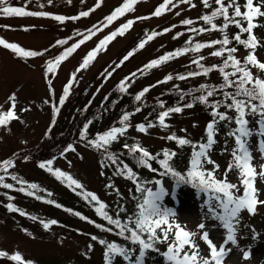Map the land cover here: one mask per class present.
I'll return each instance as SVG.
<instances>
[{"label": "rangeland", "instance_id": "1", "mask_svg": "<svg viewBox=\"0 0 264 264\" xmlns=\"http://www.w3.org/2000/svg\"><path fill=\"white\" fill-rule=\"evenodd\" d=\"M164 0H137L133 8L118 20L108 23L106 16L110 10L118 5H122L127 0H7L6 6L25 7L27 11L43 12V16H4L0 15V38L9 43H14L22 47L25 51L38 52L40 55L24 57L14 53L11 49L0 45V116H6L8 111H13L14 117L9 119L4 125H0V177L3 180L17 185L22 183L36 184V189H30L32 195L58 197V200L66 203L75 193H94L99 201L109 203L115 212L123 209V205L116 202L123 200L127 205L124 215L129 214V228L134 227L139 208L136 194H131L130 185L119 178L105 176L97 167L93 152L76 146L75 150L65 157L55 160L52 163L54 168L71 175L83 188H73L57 184L49 179L34 163L21 162L11 159V156L18 150L28 148L37 143L45 135L50 122L53 119L55 107L58 106L59 96L64 84L73 75L77 74V82L68 99L60 105L61 113L66 106L78 104V93L88 89L89 94L103 83L105 89L110 83L119 79L124 74L140 69L142 65H149L156 60L164 50L170 45V35L172 25L180 24L185 19H190L199 10H208L215 4V0L209 2V7H205L202 0H190L182 3L181 0H173L168 4L165 12L160 16L152 14L157 5ZM260 2V0H255ZM175 5V6H173ZM192 5H195L193 7ZM92 9L89 17H79L81 12ZM264 10V7H262ZM56 16H63V21L55 19ZM71 17H79L71 19ZM129 20L134 23L124 31L123 35H117L103 48L99 49L93 60L83 68L81 72L78 66L84 57L101 40L116 32ZM259 27L253 29V34L258 36L261 43V51L264 48V17L255 21ZM99 29V30H97ZM162 34L147 41V36L162 31ZM168 35V37H166ZM85 36L90 38L84 40ZM166 37V38H165ZM199 36L197 35L196 39ZM58 40L66 43L57 44ZM84 40L83 43H79ZM145 42L141 48V42ZM78 43L73 54L66 60L56 65L52 72H48L49 62L54 63L55 55L73 43ZM131 53V55H129ZM244 51L238 52V57H243ZM128 59H124L125 57ZM264 63V53H259ZM187 59L186 56H173L171 59L149 68L148 76L140 77L137 85L151 83L159 86L170 84V80H162L164 76L170 75L171 69L182 66ZM114 75L112 76V74ZM107 76V79L105 80ZM161 77V78H160ZM157 81V79H159ZM73 93L75 96H72ZM15 96L13 102L11 97ZM15 103V108H13ZM70 117V116H69ZM58 120V117H57ZM195 120L190 116L173 119L172 124L165 129H149L147 132H140L135 129L130 130L126 136L118 138L120 142L139 144L144 149L171 146L167 139L170 135L187 136L195 130L196 135L200 133L202 125L193 126ZM195 125V124H194ZM257 125L254 127V131ZM219 139L220 137L216 135ZM259 135L249 139L251 145L252 160L251 165L260 171L264 165V154L259 151ZM236 147L232 140L227 145L212 147L209 150L210 157L219 168L215 175L218 179L224 177L225 169L233 161L232 150ZM4 161H12V165L7 169L3 167ZM191 156L186 166L185 175L190 169ZM214 165L206 164V169H213ZM15 176L16 179L12 177ZM227 179L237 185L240 184L237 171L228 174ZM160 180L165 190L169 193L176 192L175 196L167 195L162 204L171 209L174 217H170V222L179 223L190 232L198 233L196 243L199 245L200 255L207 256L209 249L205 242L199 239L201 232L198 229L200 223L206 224L210 238L219 247L226 236V230L218 226V222L206 219L207 208L204 204L207 199L205 193L199 192L189 184H181L176 187V182L158 176L154 181L148 182L144 187H150L154 191L160 187L155 181ZM258 189V199L264 200V179L259 176L254 181ZM16 195L14 206L30 215L31 219L8 217L3 206L0 204V251H5L10 255L19 252L23 261H32L33 264H104L108 261L105 258L106 245L99 243L104 239L110 243L122 240L116 234L99 235L94 241L91 239V226L86 220L81 219L85 214L91 216L92 222L95 219H103L98 214H93L92 210H82L75 207L79 217L70 219L67 214L56 211L38 202H29L20 198V193L14 191ZM243 193L240 188L238 194ZM106 211V210H105ZM35 217V219H33ZM58 221L51 224L49 230L41 228L39 221ZM253 233L257 234L253 239ZM159 234V230H158ZM147 234H144L146 239ZM238 245H227L232 251L224 258L223 264H264V205H257L255 215L247 211L242 212L240 224L237 232ZM171 242V241H169ZM91 245V248H89ZM157 247L160 252L147 250L144 264H172L164 256L167 250L166 243H159ZM251 250V259L244 260L242 250ZM186 251H191L185 248ZM139 254V253H138ZM138 256V255H137ZM135 260V258H134ZM132 259V261H134ZM0 264H18L8 257H0ZM111 264H124L117 256Z\"/></svg>", "mask_w": 264, "mask_h": 264}, {"label": "snow or ice", "instance_id": "2", "mask_svg": "<svg viewBox=\"0 0 264 264\" xmlns=\"http://www.w3.org/2000/svg\"><path fill=\"white\" fill-rule=\"evenodd\" d=\"M172 0H165V4L160 5L154 15L160 16L161 9L165 8L166 4L171 3ZM182 3L190 2V0H181ZM51 3V0H49ZM136 3V0H130L123 4L122 7L117 8L111 15L106 17L108 23H111L119 15H123L125 12L129 11L131 4ZM202 3L205 7H209V0H202ZM217 7L211 12V15H203L202 19L206 24L210 25L211 30H220L223 32L229 27V24H235L239 28V33L236 34L233 39L239 44L244 45L245 47L250 48L249 55L245 57L243 65L241 66V61L238 60L233 53L237 51L236 48H221L220 50L214 51L211 53L213 56L221 57L227 51V59L224 60L223 66L219 67V71L223 74L224 84L220 86L219 89L213 88L208 90L206 85H201L200 88L204 94L196 97L195 99L203 104L209 105L211 108V115L213 119L207 124V138L206 143L194 144L191 140L187 138L177 137L174 134L167 137L169 140L176 141L180 146L191 145L192 154L190 161V169L187 172V175H182L179 171H176L171 163L173 158L176 156V152H170L167 149L163 150V158H159L160 154L153 155L148 150L141 147L139 144L129 147L125 145V148H129L130 152L135 155L139 153L138 163L148 168L152 172H157L158 169L152 167L150 161H157L163 171L160 173L162 176H171L176 181V187L179 188L181 184H191L193 188H196L199 192L205 193L207 199L204 204L207 208L206 219L218 222V226L226 230V236L223 243L217 247V245L210 238L209 231L206 229L205 223H200L197 227L201 230L199 234V239L205 242L209 252L207 256L200 255L199 245L196 243V238L198 233L190 232L186 227L182 226L179 223L170 222V217H174L175 213L166 207L163 206L162 201L167 195L175 196L176 192H167L164 186L161 184L160 180H156L155 184L160 185L155 191L150 187H144L137 181V192L143 194V200L138 204L139 212L137 218L134 221V227L129 228L127 224H122L119 219H114L108 214L106 205L103 202H100L98 197L91 192L84 193L85 199L90 198V202H96L98 206L96 207V213L103 217L109 224L114 225L119 229L118 235L124 236L126 240H130L133 244L138 246V256L135 260L132 261V264H144L147 250H152L157 253L160 252V249L157 247L159 243H166L167 250L163 252V256L172 264H223L224 258L232 251L227 245H238L237 232L240 224V217L242 212L247 211L251 215H255L257 205H264V200L258 199V189L254 185V181L257 176L264 179V165H261L260 171L257 172L256 169L251 165L252 153L251 145L249 139L259 135L261 140L259 142V151L264 154V78L256 77L253 75L251 69L248 65L258 67L264 72V63H261L257 60V57L254 53V49L258 46V40L253 34V29L259 27L255 21L264 17V0L260 2H255V0H244L243 8L244 11H241V5L238 3V0H215ZM7 0H0V15L4 16H43L47 13L43 12H32L27 11L25 7H14L6 6ZM175 6V5H173ZM195 7V5H192ZM232 10L231 14L229 10ZM89 12H81L80 16H88ZM217 17H222L224 20L223 25L219 26L213 23V20ZM79 17H71V19H78ZM56 20L63 21L65 17L56 16ZM134 21L129 20L127 23L121 26L116 32L111 33L109 36L105 37L100 41L97 49H94L88 54V57L85 58L81 67H86L89 60L92 59L97 51L103 48L108 42L114 39L117 35H123L124 31L130 28ZM184 25H192L194 23L191 19H185L181 22ZM247 24L245 27L244 24ZM99 30V29H97ZM209 29L200 28V29H191V31L204 32ZM167 31V29L165 30ZM248 33V38L242 39L241 34ZM155 35V33L153 34ZM180 35V34H178ZM89 36H85L84 40L89 39ZM152 36H149L148 39H152ZM84 40H81L79 43H83ZM59 44L66 43L63 40H58L56 42ZM145 42H141L139 47H143ZM230 40L227 35H224L222 40H214L208 44L196 43L193 51H199L202 48L210 47L213 45H229ZM0 45L4 48L11 49L14 53L29 57L40 55L38 52L25 51L22 47L17 44L9 43L4 39L0 38ZM79 47V44L72 45L71 48H68L64 55L57 58L55 64L49 62L48 72H52L54 67L60 63L69 53L74 51L75 48ZM189 49L184 48L178 50L175 53H169L158 60H153L150 62L147 67H155L160 63L165 62L168 59H171L173 56H178L183 52H187ZM131 55V53H129ZM124 59H128L126 56ZM203 57H200L202 60ZM193 63L198 64L203 68V74L211 72L216 65L212 67H204L200 64L199 60L193 61ZM231 66L234 71L229 73L225 72V68ZM200 75L198 72H190L187 76H196ZM230 76H235L236 79H229ZM180 80H184L187 77L185 75H180L178 77ZM166 80H171L173 77L171 75L165 78ZM235 88L233 93H224L225 103L221 105L219 100L209 101L210 97H213L216 91H223L224 88ZM70 85L65 88L64 96L66 97L69 92ZM121 91H125L123 87V82L120 87ZM148 88H145L138 95L135 96L136 101H141L144 94L148 91ZM243 97V98H240ZM10 99L15 101V96ZM64 97L61 98L60 103H63ZM231 101L228 103L227 101ZM161 107H163V102L161 101ZM226 107L227 109L235 113L234 116L227 115L226 112H220L217 109L219 107ZM192 108V103H187L183 107H174L168 110L162 111L159 113L158 122L160 126L167 127L165 121L170 113H179L183 111V108ZM13 108H15V103H13ZM58 111V109H57ZM136 111H140L139 108ZM14 117L13 111H8L6 116H0V125H4L8 122L9 119ZM251 117H255V123L257 129L254 131L251 127L252 120ZM129 120V114H124L121 120L123 127H113L110 130L104 132L103 134L98 135L97 139L88 141L89 144L96 148H103L107 145H110L112 142L118 139V135H122L127 129V122ZM219 121H228L234 123L236 127L229 131L228 135L234 138L236 147L232 150L233 161L228 164V167L225 169L224 177L218 179L215 175L216 169L219 168V165L215 163L210 157L209 150L216 143L214 136L218 131L217 125ZM155 125L149 123L148 127H154ZM87 125H85L84 131L81 132V137L84 138L85 132L87 131ZM138 130L141 132H146L147 128L145 125L141 124L138 126ZM113 164L117 163V157L111 155L108 157ZM52 161L47 162L48 171L52 172L53 169L50 167ZM206 164L214 165L213 169L209 170L205 168ZM12 165V161H4L3 167L7 169ZM41 168H45L46 164L41 163ZM117 171L120 174H126L127 178L136 179V173L131 167L127 164H124L122 168H118ZM233 171H237L238 179L240 184L230 182L227 177ZM54 174L58 179H64L68 182V186L75 188H83L77 180L73 179L71 175L56 169ZM16 179L15 176L12 177ZM3 180V177H0V181ZM6 188H12V184H4ZM32 189H36V184H31ZM243 188V193L240 192V188ZM24 191L23 188L20 189ZM32 195L31 192L28 193ZM52 203V201H49ZM10 210L15 211L11 204L8 205ZM123 209H121L122 211ZM23 214V213H22ZM76 215H80L76 213ZM86 219V217H82ZM35 219V217H33ZM51 224H55L56 221H50ZM49 224H44V227L47 228ZM97 227H103L102 225H96ZM159 230V234H158ZM105 231H112L111 228H106ZM130 233V235L125 236V233ZM144 234H147L146 239ZM257 234L253 233V239H256ZM92 240H96V236L91 237ZM171 241V242H169ZM99 243L106 245L105 258L108 260V264H111V261L117 256L123 257L125 261L132 260V250L122 247L117 243H110L104 239L99 240ZM191 249V251H186L185 248ZM91 248V245H89ZM242 255L244 260L251 259V250H242ZM0 257H8L12 261H17L18 264H33L32 261H23L22 256L19 252L9 254L5 251H0Z\"/></svg>", "mask_w": 264, "mask_h": 264}, {"label": "trees", "instance_id": "3", "mask_svg": "<svg viewBox=\"0 0 264 264\" xmlns=\"http://www.w3.org/2000/svg\"><path fill=\"white\" fill-rule=\"evenodd\" d=\"M130 3V0H127ZM137 1V0H136ZM173 1V0H172ZM212 0H209V2ZM227 3V0H225ZM238 3L241 5V11H244L243 4L244 0H238ZM165 4V0L160 2L157 5V8ZM135 4H131L130 10L133 8ZM122 5H118L114 9L110 10V13L107 14L106 17L111 15L117 8L122 7ZM168 4H166L165 8L161 9V13L165 12L167 9ZM217 7L216 4H214L212 7H209L208 10H199L196 15L191 17L190 19L194 21L192 25H184L182 23L172 25L171 28L168 30H171L173 32L170 35V45L167 47L164 52L157 56L156 60L159 58L169 54V53H175L178 50L187 48L189 49L187 52H183L180 55L186 56L187 59L182 63V66L176 69L170 70V75L173 77V79L170 80L169 85H164L163 83H159V86H154L151 83H144L141 85H137V82L140 77L148 76L152 72L149 71V67H147V64L142 65L140 69L131 71L127 74H124L119 79L113 81L110 83L105 89H102L103 83L99 86H97L93 93L89 94L88 89L85 88L84 91H81L78 93L79 102L78 104H75L74 106H66L64 111L61 113L60 111V105H62L68 97L71 95L74 86L77 82V74H73L68 81L64 84L62 87L59 100H58V106L55 107L54 112L56 114L53 115V119L50 122L48 129L46 130V133L42 138L32 146L18 150L15 152L11 159L15 161H21V162H31L34 163L49 179L53 180L57 184L67 186L70 188L73 195V188L75 186L69 187L68 182L64 179H58L57 176L54 174L55 170L57 168H54L52 166V163L60 158L65 157L67 154L73 152L76 148V146H81L83 148H86L94 153L96 164L98 169L105 175V176H112L113 178H119L124 180L127 184L130 185V192L131 194H136L137 201L141 200L140 192H137V181L142 185L145 186L148 182L154 181L158 176L161 177H167L173 181H175L170 175L169 176H162L160 173L163 171L161 166L157 161H150L152 164V167L157 168V172H152L148 168L141 166L138 163L139 159V153H136L133 155L129 148H125V145H129V147L133 146L134 144L126 143V142H120L118 140L112 142L110 145H107L103 148H96L88 143L90 140L97 139L98 135L103 134L104 132L110 130L113 127H123L124 125L121 124V120L124 114H129V120L125 122L127 124V129L122 135H118V138L120 140L122 137L126 136L127 133L130 130H138V126L143 124L147 128V131L149 129H165L169 127L172 124L173 119L182 118L185 116H190L195 120L193 126L196 128V126L202 125L204 128H200V133L196 135L195 130L193 132H190L187 136L184 135H175L177 137L181 138H187L191 140L194 144L199 143H206L207 138V131L206 126L207 124L213 119L211 115V108L209 105L203 104L198 102L195 98L200 96L201 94H204L201 90V85H206L208 87V90H211L213 88L219 89L221 85H223L224 79L223 74L219 71V67L223 66V62L225 59H227V51H225L224 55L221 57L213 56L211 55L212 52L220 50L223 48H236L237 51L233 53V55L241 61V66L243 65V61L245 57H247L252 51L250 48L245 47L242 44H239L237 41L233 39V37L239 33V28L235 24H229V27L225 29L223 32L220 30H211L210 25L206 24L202 19H200L203 15H211V12L215 10ZM156 8V9H157ZM93 8L88 9L84 12H89L88 16H80L79 17H89L91 15ZM129 10V11H130ZM156 11V10H155ZM152 14H154V12ZM128 12V11H127ZM127 12H125L123 15H125ZM230 14L232 10H229ZM123 15H119L116 19H114L112 22L118 20ZM105 17V18H106ZM213 23L219 26L223 25L224 20L222 17H217L213 20ZM244 26L246 27L247 24L245 23ZM200 28H206L209 29L204 32L199 31H191V29H200ZM165 30L157 31L147 36V41H149L148 37L152 36L153 38L162 34ZM180 34V35H178ZM197 35L199 36L198 39H196ZM224 35H227L229 37L230 43L227 46L222 45H213L210 47H205L200 49L199 51H193L196 43H204L208 44L211 41L214 40H222ZM168 37V35L166 36ZM165 37V38H166ZM150 39V40H153ZM242 39L248 38V33H242L241 34ZM258 40V46L254 49V53L257 57V60L262 63V60L259 56V53H264V50L261 51V43L258 36H256ZM100 43V42H99ZM99 43L89 51L92 52L94 49H97V46ZM78 44L73 43L67 47L62 48L58 54L55 55L54 63L57 60V58L64 55L66 50L68 48H71L72 45ZM75 51V49H74ZM69 53L63 60L60 62L66 60L69 58L73 52ZM244 51L245 55L243 57H238L237 53ZM88 53V54H89ZM88 54L84 57L81 64L78 66V71L81 72L83 68L81 65L83 64L85 58L88 57ZM178 55V56H180ZM203 57L202 60H200V57ZM94 58V57H93ZM90 59L88 64L93 60ZM199 60L200 64H202L204 67H212L213 65H216L217 67L214 68L211 72L207 73L206 75L203 74V68H201L198 64L193 63V61ZM87 64V65H88ZM248 67L251 69L252 73L256 77L264 78V72L261 71L258 67H254L251 65H248ZM234 69L229 66L225 68V72H233ZM190 72H198L200 75L196 76H187ZM114 73L112 74V76ZM180 75H185L187 78L184 80H180L178 77ZM167 76L163 77V81L166 80ZM161 78V77H160ZM157 79L158 80H160ZM107 79V76L105 80ZM229 79H236L235 76H230ZM123 82V87L125 88V91H121L120 87ZM69 88L68 95L64 96V90L66 87ZM145 88H148L149 90L144 94L141 101H136L135 96L138 95L141 91H143ZM235 91V88H224L223 91H216L213 97L209 98V101H216L219 100L221 102V105L225 103V97L224 93H233ZM72 96H75L73 93ZM64 97L63 103H60L61 98ZM243 98V97H240ZM163 102V107H161V103ZM230 103L231 101H227ZM187 103H192V108L184 107L182 112L179 113H170V115L166 118V125L167 127H163L159 125L158 122V116L159 113L165 110H168L170 108L174 107H183ZM139 108L140 111H136V109ZM58 109V111H57ZM220 112H226L229 116H234L235 113L226 107H219L217 109ZM70 116V117H69ZM58 117V120H57ZM255 117H251L250 120H252L251 127L254 129L255 125ZM149 123L154 124V127H148ZM85 125H87V131L85 132L84 138L81 137V132L84 131ZM236 125L234 123H230L228 121H219L217 128L218 131L216 132L214 139L216 143L212 147H221L224 145H227L228 142L231 140H234L231 136L228 135L229 131L234 129ZM146 131V132H147ZM141 132V131H140ZM218 135L220 138L218 139L216 137ZM171 142V146L167 147H156V148H148V151L153 154H160L159 158H163V150L167 149L170 152H176V156L171 161L174 169L176 171H179L182 175H185V169L188 163V159L192 154V147L191 145H185L180 146L176 141L169 140ZM114 155L117 157V163L113 164L110 159H108L109 156ZM51 160L52 163L50 167L53 169L52 172L48 171L47 162ZM44 163L46 164L45 168H41L40 164ZM124 164H127L129 167L133 169V171L136 173V179L135 181L133 179L127 178L126 174H120L117 169L122 168ZM1 165V164H0ZM186 176V175H185ZM5 180L0 181V204L4 208V212L8 217L12 218H22V219H28L30 220L31 217L26 212H23L19 209H17L13 201L16 199V195L13 193L14 191L20 193V198L22 200H26L29 202H38L40 204H44L54 210L60 211L62 213L70 215L71 217H79L76 215L75 207H78L82 210H92L93 214H97L95 209L98 206L96 202H90L89 199H85L84 195H79L78 193H75L72 198L66 203H63L58 200V197H54V199L50 196H41V195H29L30 192V185L31 183H22L21 185L14 184L12 182ZM176 182V181H175ZM4 184H12V188H6L3 185ZM191 185V184H189ZM23 188L24 191H21L20 189ZM49 201H52V203H49ZM120 201V200H119ZM102 202V201H101ZM11 204L13 208L16 210H10L8 208V205ZM106 207V211L110 216H112L114 219H119L122 224H129V220L124 219V214L120 213L122 212L121 209H118L115 212L113 211V208L109 203H104ZM122 205H126L124 202H122ZM23 213V214H22ZM69 216V217H70ZM70 217V218H71ZM86 217V219L82 218ZM81 217V219L86 220L90 223L92 232L91 236L98 237L99 235L104 234H116L119 232V229H117L114 225L109 224L104 219H95L92 222L89 221L91 216L85 214ZM53 221V220H51ZM58 221H56L57 223ZM128 222V223H127ZM39 224H41V228H44V230H48L51 227L50 221L47 222L49 226L47 228L44 227V224H46L45 221H39ZM96 225H102L103 227H97ZM129 227V226H128ZM106 228H111L112 231H105ZM130 235V233H125V236ZM121 237V236H120ZM118 245L128 248L132 250V259H134L136 253L138 252V246L136 244H133L130 240H126L123 236V239L120 241H114ZM124 264H131V261H125L123 257H121ZM108 261H104V264H107ZM72 264H78L76 262ZM80 264V263H79Z\"/></svg>", "mask_w": 264, "mask_h": 264}]
</instances>
